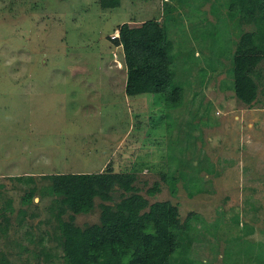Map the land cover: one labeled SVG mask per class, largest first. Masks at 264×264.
<instances>
[{"label": "rangeland", "instance_id": "obj_1", "mask_svg": "<svg viewBox=\"0 0 264 264\" xmlns=\"http://www.w3.org/2000/svg\"><path fill=\"white\" fill-rule=\"evenodd\" d=\"M226 4L120 0L103 8L98 0H0V264H44L42 251L56 260L50 174L100 171L108 161L135 172L149 202L176 204L181 220L193 211L216 220L218 230L264 245V63L258 100L245 104L234 93L232 56L250 25L230 18ZM150 18L165 25L173 43L183 87L174 108L160 92L125 93L122 48L110 39L121 23ZM174 168L172 191L162 173ZM190 177L201 186L193 195L185 187ZM27 190L29 202L22 199ZM121 192L116 188L107 202ZM99 201L75 214V223L97 222ZM198 244L193 256L208 259L211 251Z\"/></svg>", "mask_w": 264, "mask_h": 264}, {"label": "trees", "instance_id": "obj_2", "mask_svg": "<svg viewBox=\"0 0 264 264\" xmlns=\"http://www.w3.org/2000/svg\"><path fill=\"white\" fill-rule=\"evenodd\" d=\"M98 2L103 8H112L120 0ZM226 5L230 18L239 25H250L236 38L232 72L236 97L252 105L258 100L259 64L264 63V0H227ZM116 29L117 35L110 39L122 48L125 93L160 92L169 108L180 105L183 87L175 79L176 58L165 25L150 18L139 25L123 22ZM174 172L175 168L162 173L172 191L178 178ZM14 179L30 181L25 175H15ZM135 179V172L114 170L110 161L100 171L51 173L59 254L49 261L51 253L42 251L44 264H246L249 260L260 264L264 260L261 242L221 227L218 230L216 220L208 223L193 211L181 220L176 204L167 199L149 202ZM185 187L189 195L201 189L195 177L187 179ZM116 188L122 191L120 198L108 203ZM156 189L157 182L147 191L151 194ZM95 198L100 200L98 221L76 224L75 214L90 212ZM22 199L29 202L32 192L25 191ZM197 243L207 245L211 251L208 259L193 256Z\"/></svg>", "mask_w": 264, "mask_h": 264}, {"label": "built area", "instance_id": "obj_3", "mask_svg": "<svg viewBox=\"0 0 264 264\" xmlns=\"http://www.w3.org/2000/svg\"><path fill=\"white\" fill-rule=\"evenodd\" d=\"M114 37V36H113Z\"/></svg>", "mask_w": 264, "mask_h": 264}]
</instances>
